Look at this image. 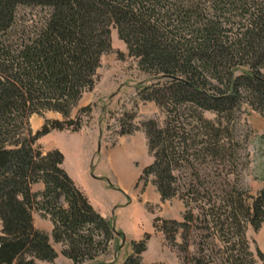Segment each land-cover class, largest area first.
I'll list each match as a JSON object with an SVG mask.
<instances>
[{
    "label": "trees",
    "instance_id": "1",
    "mask_svg": "<svg viewBox=\"0 0 264 264\" xmlns=\"http://www.w3.org/2000/svg\"><path fill=\"white\" fill-rule=\"evenodd\" d=\"M113 30L155 80L139 92L142 100L166 111L163 126L154 118L141 124L154 160L140 179L152 176L162 200L179 197L186 207L181 220L156 217L153 226L179 249V264H264L247 236L249 225L259 231L264 222V189L227 191L218 180L201 181L193 163L210 156L223 165L224 122L243 103L264 113V0H0V264L53 262L52 240L83 264L115 238L111 221L63 168V152L40 142L52 131L78 132L91 118L92 104L72 112L95 89ZM51 111L62 119H47ZM33 115L45 118L35 133ZM126 125L119 134L140 128ZM182 168L196 181L180 184ZM39 182L45 188L34 192ZM34 212L52 221V239L35 227ZM195 230L205 232L192 252ZM150 237L133 241L123 264H142Z\"/></svg>",
    "mask_w": 264,
    "mask_h": 264
},
{
    "label": "rangeland",
    "instance_id": "2",
    "mask_svg": "<svg viewBox=\"0 0 264 264\" xmlns=\"http://www.w3.org/2000/svg\"><path fill=\"white\" fill-rule=\"evenodd\" d=\"M120 53H124V56H119ZM154 81L138 69V61L128 56L126 45L118 38L117 31L113 30L112 51L102 58L96 90L87 94L84 99L92 100L94 106L91 118L85 120L82 128L87 132L88 140L84 137H72L65 132H55L44 141L46 145L57 144L67 153L68 160L73 161L72 167L77 168L80 175L84 173L83 162L94 151L93 174L98 177L100 174L110 182L109 191L104 190L100 184L97 188L89 189L91 195L98 198L103 206L113 205L107 210V218L112 223L115 238L107 252L83 264H123L132 254V242L142 239L146 233L151 237L147 250L141 255L142 264L181 262L179 249L153 223L156 217L181 220L186 211L185 203L179 197L162 200L152 176L147 180L140 179L143 169L154 160L149 153L147 137L141 124L154 118L163 126L166 120L164 108L154 101L142 100L139 94ZM132 115L134 118L130 119ZM205 117L215 119L216 114L206 112ZM123 121L127 124L126 128H140L132 134L121 135L119 132ZM224 125H229L226 138L229 149L227 158L219 167L210 156H202L199 160L194 158V166L200 172L199 178L206 183L218 180L219 185L227 191L236 187L256 196L264 189V113L243 103L233 119L225 120ZM127 147V153H123ZM122 165L129 170L127 178L121 176L119 167ZM216 168L222 173L221 178L215 172ZM176 174L180 184L189 183L193 179L196 181L191 171L184 168L176 171ZM213 193L223 195L224 191L217 190ZM194 212L198 214L199 210L195 208ZM259 231L249 225L248 238L257 242ZM204 232H193L192 252L196 251V243L201 241L199 236ZM181 241V236L178 235L177 242ZM50 263L73 264L62 256ZM258 264L262 263L259 261Z\"/></svg>",
    "mask_w": 264,
    "mask_h": 264
},
{
    "label": "crops",
    "instance_id": "3",
    "mask_svg": "<svg viewBox=\"0 0 264 264\" xmlns=\"http://www.w3.org/2000/svg\"><path fill=\"white\" fill-rule=\"evenodd\" d=\"M98 84V83H97ZM97 87V85H96ZM96 87L93 91H90V92H86L82 99L80 100L79 104L77 107H75V109L73 110L72 112V115L73 117L77 115L78 111L82 108V107H85L87 105H90L92 104V100H86L84 101L85 97L87 94L89 93H92L96 90ZM45 117L47 119H62V116L61 114L59 113H56V112H47L45 114ZM34 120V122H33ZM45 122V118L39 116V115H33L30 119V126H31V129L32 131L35 133L37 132L38 130L41 129V127L43 126ZM55 132H65V133H69V135H71L72 137H84V138H87V132L84 130V129H81L80 131L78 132H71V131H52L50 134L44 136L43 138H41L40 142L43 146V149L45 151H50V150H53V149H60V147H58L57 144H54V143H50L48 145L44 144V141L47 139V138H50V136L53 135V133ZM88 140V138H87ZM61 150V149H60ZM63 152V150H61ZM64 156H65V159H64V162H63V168L67 171V173L71 176V178L74 180V182L76 183V185L85 193V195L88 197L90 203L93 205V207L101 214L103 215L104 217H108L107 216V210L111 207H113V205L107 207V206H103L102 203L99 201V199L93 197V195H91V191L89 189V187H92V188H97V186L100 184L101 187L104 189V190H110V182L106 181L104 178H102L99 174V177L98 176H95L93 174V171H92V167L94 166V151L89 155L88 159L85 160V162H83L82 164V170H83V174L80 175L77 173L75 167H72V163L73 161H69L68 160V154L63 152ZM82 158V156H81ZM76 165V163H75ZM74 166V165H73ZM45 188V185L43 182H39L37 184H34L32 186V190L34 192H41L43 191ZM104 202V201H103ZM33 217H34V224H35V227L48 233L52 239V232H53V223L52 221L49 219V218H44L41 216V214L39 212H34L33 214ZM2 229V223H1V220H0V231ZM257 242H258V245L259 247L263 250L264 252V222H263V225L261 226V229L257 235ZM52 243H53V246L54 248L57 250L58 252V257L56 260L59 259L60 256H62L65 260H68L70 263H73L70 259L66 258L65 256L62 255V249H63V246L62 244H56L53 240H52ZM55 260V261H56ZM41 264H52L50 262H41Z\"/></svg>",
    "mask_w": 264,
    "mask_h": 264
},
{
    "label": "bare ground",
    "instance_id": "4",
    "mask_svg": "<svg viewBox=\"0 0 264 264\" xmlns=\"http://www.w3.org/2000/svg\"><path fill=\"white\" fill-rule=\"evenodd\" d=\"M127 151H128V147L125 148V150L123 151V153H127ZM125 155H127V154H125ZM118 165H120V164H118ZM119 168H120V171H121L122 178H127L129 176V170H128V168L126 166H123V165L121 167H119ZM120 171H119V173H120ZM117 174H118V172H117Z\"/></svg>",
    "mask_w": 264,
    "mask_h": 264
}]
</instances>
